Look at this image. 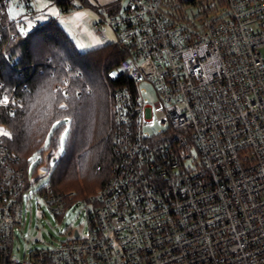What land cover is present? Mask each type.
Instances as JSON below:
<instances>
[{"label": "built area", "instance_id": "1", "mask_svg": "<svg viewBox=\"0 0 264 264\" xmlns=\"http://www.w3.org/2000/svg\"><path fill=\"white\" fill-rule=\"evenodd\" d=\"M210 4L198 20L173 15L165 0L93 8L95 31L110 28L125 51L106 71L118 82L114 159L85 198L65 204L42 189L54 211L81 201L86 227L22 258L13 240L30 161L9 147L0 123L8 133L0 134V264H264V0ZM75 9L58 5V15ZM28 14L2 28L10 67L9 40L38 24ZM62 71L53 89L65 97L82 74L70 64ZM18 103L16 87L0 91V111L13 114ZM48 133L36 151L56 139Z\"/></svg>", "mask_w": 264, "mask_h": 264}, {"label": "trees", "instance_id": "2", "mask_svg": "<svg viewBox=\"0 0 264 264\" xmlns=\"http://www.w3.org/2000/svg\"><path fill=\"white\" fill-rule=\"evenodd\" d=\"M51 1L72 5L74 0ZM212 2L224 5V0ZM9 6L10 0H0V91L16 87L19 103L13 114L7 109L0 111V123L9 130L7 143L27 165L48 132L58 137L61 130H67L63 151L55 158L46 185L51 194L60 197L72 193L85 196L104 182L114 159L110 142L111 94L118 82L108 79L106 71L117 66L125 51L116 42L78 51L64 30L48 17L9 40L5 52L17 60L15 67H10L1 51L7 41L2 28L16 19L9 16ZM208 8L211 4H207ZM33 11L31 7L26 12ZM65 64L82 75L73 80L63 97L53 85L61 80ZM87 88L90 93L85 91ZM57 146V138L51 137L48 147L55 150Z\"/></svg>", "mask_w": 264, "mask_h": 264}, {"label": "rangeland", "instance_id": "3", "mask_svg": "<svg viewBox=\"0 0 264 264\" xmlns=\"http://www.w3.org/2000/svg\"><path fill=\"white\" fill-rule=\"evenodd\" d=\"M112 1L87 0L86 4H82L80 1L74 0L73 4L79 6V9L63 15H58V5L51 0H29V4L37 15V21L45 20L51 15L54 22L74 42L77 50L87 51L116 41V35L110 28H106L103 33H98L94 29L96 17L93 8L100 5L107 6ZM211 2L212 0H165L166 7L174 6L173 15L182 18H194L195 20L203 16L207 9V4ZM8 10L11 18H22L29 15L18 0H10ZM143 87L146 89L145 96L148 100H151V86L144 83ZM56 126L57 124L53 128H56ZM48 134L52 135V132L50 131ZM66 135L67 130H61L58 137H56L59 146L55 150H50L48 147L49 139L45 143L46 149L44 151H35L28 158V161H30L28 182L21 193V221L15 227L13 240V253L19 258H22L24 253H28L29 250L51 248L57 245L68 238L70 229H78L82 232L86 227L81 201L77 200L70 206H65L61 211H54L52 209L53 206H49L46 199L41 196L42 189L48 181L49 170L55 164V160L52 158L55 157L57 159L63 151ZM97 187L90 193H93ZM90 193L78 197L72 193L62 198L65 204H69L75 199L85 198Z\"/></svg>", "mask_w": 264, "mask_h": 264}, {"label": "snow or ice", "instance_id": "4", "mask_svg": "<svg viewBox=\"0 0 264 264\" xmlns=\"http://www.w3.org/2000/svg\"><path fill=\"white\" fill-rule=\"evenodd\" d=\"M61 107H63V105H62ZM58 123H59V122H58ZM0 134L7 135L8 133H7V132H5V131H3L2 129H0Z\"/></svg>", "mask_w": 264, "mask_h": 264}, {"label": "water", "instance_id": "5", "mask_svg": "<svg viewBox=\"0 0 264 264\" xmlns=\"http://www.w3.org/2000/svg\"><path fill=\"white\" fill-rule=\"evenodd\" d=\"M53 160H55V159L53 158Z\"/></svg>", "mask_w": 264, "mask_h": 264}]
</instances>
